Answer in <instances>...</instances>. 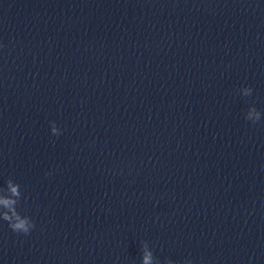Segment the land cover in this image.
<instances>
[{"label":"clouds","instance_id":"obj_1","mask_svg":"<svg viewBox=\"0 0 264 264\" xmlns=\"http://www.w3.org/2000/svg\"><path fill=\"white\" fill-rule=\"evenodd\" d=\"M252 93V89L250 87L245 88V95H248ZM245 119L252 122L253 124L257 123L261 119V113L255 109V107L252 108V110L245 116ZM54 123V122H53ZM53 133H56V135H59L60 133H57L56 127H53L52 129ZM12 193L16 196H19V193L17 192L16 187H12ZM16 203L14 200L10 199H3L0 198V204L4 205L9 211L0 213V219L3 221H6L8 223L9 228L16 233H22L24 235H27L30 233V231L35 228V223L33 220L28 216H22L17 209L13 207V205ZM11 213V214H9ZM149 255L144 256L143 264H149ZM184 264H192L191 260H187L184 262Z\"/></svg>","mask_w":264,"mask_h":264}]
</instances>
